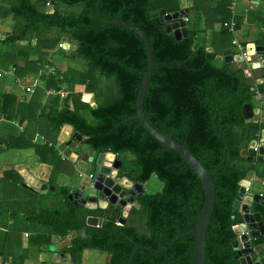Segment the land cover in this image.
Wrapping results in <instances>:
<instances>
[{
	"label": "trees",
	"instance_id": "obj_1",
	"mask_svg": "<svg viewBox=\"0 0 264 264\" xmlns=\"http://www.w3.org/2000/svg\"><path fill=\"white\" fill-rule=\"evenodd\" d=\"M6 1L0 6V17L10 16L15 27L0 39L1 70L13 68L14 77L20 78L39 68L28 60L30 57L36 56L39 61L50 64L55 53L65 51L72 58L83 59L86 71L111 78L115 95L99 102L100 91L94 82L82 78L84 72L68 67L64 71L54 68V75L45 79L42 73L40 79L44 88L64 84L67 92L64 99L47 98L45 107L49 109L44 112L38 104L42 95L40 89H36L27 102H16L14 96L3 94L0 118L12 117L22 124L37 119L36 114L42 115L50 131L43 134V142L31 143L30 139H25L24 144L33 149L40 163L55 166L56 152L49 146V140L55 139L62 125H68L72 134L79 135L81 143L95 154L132 155L135 170L124 171L121 166L119 170L131 182L143 185L153 176L161 184L155 193L143 192L136 196L121 225L115 224L118 217L105 218L106 212L102 210H88L69 201L70 190L56 186L51 180L47 185L53 187V195L59 198V216L37 214L22 218L47 227L50 234L59 239L73 234L59 250L70 264H80L83 250L92 249L107 254L105 264H190V236L178 239L161 254L141 249L162 250L172 238L192 230L203 202V192L199 180L182 158L149 136L136 120V95L147 66L145 50L133 32L115 25H102L96 15L97 2L102 21L134 26L149 43L153 68L142 99V111L148 123L185 147L205 170L217 173L211 178L214 202L205 234L204 264H239L236 251L231 247L235 240L232 226L242 219L239 213L232 211V203L237 198L239 182L247 172L255 171L258 163L246 162L240 152L264 129V116L260 123L245 124L240 109L244 104L252 105L256 94L264 97V67L258 69L262 83L254 87L242 67L232 68L233 63L207 59L205 48L208 45L213 47L214 56V44L230 42V34L221 27L209 43L198 39L195 29H188L186 37L179 40L172 34L162 33L164 23L158 18L182 10L180 0ZM33 2H38L40 9H36ZM57 2L64 6L79 4L81 9L75 16L61 15L55 8ZM46 3L51 6L49 13L43 6ZM41 26L54 27L60 34L53 39L40 38ZM66 35L68 41H65ZM259 37L255 43L264 48V35ZM61 42L68 43L71 50L57 47ZM59 74L61 82L56 80ZM76 82L86 83V88L93 92L94 105L89 106L80 99L79 92H71ZM17 140L22 138L18 136ZM232 162L235 167L230 166ZM260 164L261 168H257L254 175L264 182V162ZM135 206L144 213L142 231L125 223ZM252 212L259 215L264 230V206L252 204ZM88 216L103 218L101 225L86 226ZM79 230H83V235L76 234ZM262 244L264 232L251 242L254 247Z\"/></svg>",
	"mask_w": 264,
	"mask_h": 264
},
{
	"label": "water",
	"instance_id": "obj_2",
	"mask_svg": "<svg viewBox=\"0 0 264 264\" xmlns=\"http://www.w3.org/2000/svg\"><path fill=\"white\" fill-rule=\"evenodd\" d=\"M55 2L57 0H54ZM98 1V0H97ZM96 15L101 21L102 25H115L133 32L139 40L142 42L147 66L144 74L142 75L141 83L138 88V92L135 100V112L136 120L142 125L143 129L155 139L158 143L168 148L169 150L177 153L188 168L194 173L200 182L201 189L203 192V202L198 212L195 224L192 230L187 231L183 234H179L172 238L162 250H149L147 248H141L145 251H150L153 254H161L166 251L175 241L186 236L192 238V248L190 254V264H204V247H205V234L209 219L212 213L213 202H214V190L211 178L216 176L217 173L213 171L205 170L200 163L190 154V152L183 147L180 143L172 139L171 136L164 135L154 128L146 120L142 111V99L144 97L151 71L153 68V62L151 58V49L145 36L134 26L121 23L119 21H102L99 17L97 2L95 5ZM159 22H163L164 26L161 30L162 33L172 34V36L179 40L180 38L186 37L185 22L180 18V12L162 14L158 18ZM69 40V36H65V41ZM70 45L63 43L62 49L68 50ZM244 51L246 55H249L252 62L257 61L253 57L261 56L264 58V48L254 43H247L244 45ZM205 57L207 59L214 58L217 61H223L225 63H232L230 55L217 56L212 54L211 48H205ZM260 67H264V60L258 62ZM241 116L245 124L254 123L258 121V108H253L250 103L241 106ZM72 142L81 143V137L73 133L70 137ZM255 141L251 140L247 147L240 152V156L245 159L246 162L254 163L264 162V129L260 130V142L257 153L252 150ZM77 152L73 150L67 156L69 162L76 160ZM110 156V158L106 156ZM86 162L92 166V173L88 181V189L95 190L101 198L97 199L94 196L82 197V189H73L68 195L69 201L73 200L78 206H82L88 210H102L104 211L107 205H115L114 212L119 211L122 208V212L117 218V222L121 225L129 213L134 197L139 196L144 192L143 185L139 182H131L126 177L122 176L118 171L120 169V162L115 159V155L111 152H104L95 154L92 152V156L86 157ZM229 164V160L226 162V166ZM231 167H235V163L230 164ZM20 177L23 179L24 185L32 191L39 193H45L47 190L52 191L53 187H48L44 183H40L28 175L25 170H20ZM253 178V172H247L245 178L239 182V189L237 192V198L232 203V211L237 212L241 215L242 221L232 228L235 236L239 235L240 240L243 242L240 249V245L237 244V240H233L231 243L232 249L236 251V257L238 258L239 264H264V244L254 247V250L260 252L258 260L251 262V259L246 254L252 252V246L246 241L247 237L255 240L259 234H263L264 230L260 217L258 214L252 212V204H258L264 206V194H244V188H248L249 183ZM109 217H114V213H109ZM103 218L88 216L85 219V225L89 227H99L102 223ZM246 231L248 234H246ZM78 236L83 235V230L76 232ZM137 249V248H136ZM238 249V250H236Z\"/></svg>",
	"mask_w": 264,
	"mask_h": 264
},
{
	"label": "crops",
	"instance_id": "obj_3",
	"mask_svg": "<svg viewBox=\"0 0 264 264\" xmlns=\"http://www.w3.org/2000/svg\"><path fill=\"white\" fill-rule=\"evenodd\" d=\"M43 6L45 11L49 13L51 10V6L49 4H45ZM180 7L182 9L179 11L181 20L184 17L187 18L188 20L185 23L186 31L188 29L197 30L198 31L197 38L198 39L203 38L207 43H209L211 38L213 39L215 38L214 36L220 30L222 21L227 22L231 16L235 24L237 25L236 36L242 44L245 45L251 42L254 43L255 45H258L255 42L259 40L260 38L259 36L264 35V20L262 19V9L264 8V3L262 0H234L233 6H231V0H180ZM6 35H8L7 31L0 33L2 39L6 37ZM31 42L33 43V41ZM221 44H222L221 42L218 44H214L215 51L222 50L221 51L222 55H227L228 53H231V51L227 50L226 48L225 50L222 49L224 48L223 47L224 45ZM207 47L211 48L209 45ZM253 58L259 60V62H262L264 60L263 57L261 56H257ZM28 60L34 61L35 66L39 67L38 70L41 69L43 72L45 65L57 68L56 66H54L53 62L50 61V64L43 63L39 61V59H37L36 56L30 57ZM237 66L238 65H236L235 63L232 64V68H236ZM38 70L35 73H31L30 71L28 72L27 75L20 78L14 77V74L10 76L8 75L4 76L5 78H9L10 80H12L15 84H18V86L17 88L13 87V89L9 91L0 92V98L3 94H8L14 96L16 102H27L30 99L31 95L33 93L34 94L36 93V89H40L42 91L41 86H43V81L40 79L42 74H39ZM13 73H14V69H13ZM58 76L62 77L61 74H59ZM4 77L2 78L5 79ZM37 78L40 81L39 82L40 86L34 87L33 89L34 92L32 94L30 95L25 94V96L24 95L21 96L20 95L22 94L21 87L31 84ZM249 83L252 84V86L254 87L262 83V79L258 69L250 71ZM257 96L260 95L256 94V97L254 98V102H256L257 105L255 107L252 105V107L258 108L259 113L264 114V109L262 107L261 109L259 108V104H260L259 102L264 103V97L260 96L261 99L259 100ZM47 102L48 101L44 99L43 96L41 95L38 100V104L40 108L44 110V112H47V110L49 109L45 107V104ZM13 108L14 106H12L11 108V114L13 113ZM41 116H42L41 114H36L37 119L32 120L29 123L24 122L22 124H19L18 120L12 119V117L7 118L5 120L0 118V180H3V182L0 184L1 186L0 191L4 194L8 193L7 194L8 197H10L11 194L24 196L20 192V189L24 188L25 191L26 190L28 191L27 196H24V198L28 199L29 201H39L41 202L42 205H44L45 203L47 204L49 203L50 205L52 201L51 199H49L48 195L50 193L51 196L55 197L52 192L53 190L52 191L47 190L45 193H39L37 191L29 190L24 185L23 179L19 175L20 170H25L28 175L32 176L34 180L40 182L41 184L44 183L47 185V182L51 180L54 184L56 183L55 184L56 186L65 187L63 185H59L58 183L60 182H58L57 179H59L60 177L62 178L66 177L67 173L64 172L62 167L63 165H65V162L68 161L67 156L70 152L66 153L64 151L65 149H62L60 147L63 144H65V148H68L69 147L68 144L73 143L75 146L71 149L75 150V148H77L78 146H82L85 150V153L82 155V160L84 161H86V157L92 156V152L82 143L79 144L76 142H72L70 140V137L72 135L71 127L68 125H62L55 139L49 140V146H51V148L54 149L56 152L55 166L52 167V165L50 164L47 163L44 164L38 162L37 156L34 153L33 149L31 147L29 148L23 147V144L25 142V139H30L31 143L37 141L43 142L44 140L43 134L47 133L50 130H48L47 128H45L44 130L38 129L37 123L39 122V120L43 119L41 118ZM64 132L67 134V136H62ZM22 135L24 136L22 137ZM18 136H20L22 140H17ZM76 159H77V155H76ZM57 165L59 168H61L60 170H57ZM15 174H18L20 180L19 178L17 179L15 177ZM89 176L90 173L87 175L88 181H89ZM252 180L254 181L257 180L255 178L254 173ZM66 183L67 181H62V184H66ZM48 187H52V186H48ZM65 188L68 189L67 187ZM73 189H77V188H70L69 190H73ZM43 200L44 202L42 203ZM55 200L58 201L59 198L55 197ZM19 218H20V222L15 221L17 220L16 218L9 217L6 221L5 226H0V254H1L0 260L5 261L6 264H46L45 261L42 259V251L44 250H50L51 253L53 254V257L56 259L65 258V256L60 255L59 250L67 245L68 240L73 237V234H68L66 237L59 239L57 237L52 236L48 232L47 234L52 236L53 241H51V244L50 242L45 243L46 237L45 235H42L44 238L41 239L40 241L41 244H40L38 243V239H36L37 235H33V232L31 231L30 232L25 231L32 226V223L25 221L21 216ZM12 234L20 235L22 236L23 239H25V237L27 236H31L32 242L34 241L38 243V245L34 244L33 246L32 244H30V248L29 247L26 248V251H28L27 255L25 254V252L22 251V249H18L19 251L10 252L12 248L9 247L7 243H9L10 239L12 238ZM42 236H38V237H42ZM84 251L85 250H83V252ZM14 254L15 256L17 255V257H15ZM66 261L70 263L67 257L65 262ZM51 264H55V263H51Z\"/></svg>",
	"mask_w": 264,
	"mask_h": 264
},
{
	"label": "rangeland",
	"instance_id": "obj_4",
	"mask_svg": "<svg viewBox=\"0 0 264 264\" xmlns=\"http://www.w3.org/2000/svg\"><path fill=\"white\" fill-rule=\"evenodd\" d=\"M7 1L4 0L3 2H0V6L4 5ZM34 7L36 9H40V4L38 2H33ZM55 8L57 12L61 15H77L81 9V6L79 4L77 5H72V6H64L61 3H56ZM13 27H15L13 19L11 17H0V33H3L4 31H7L9 34L12 32ZM60 34L58 29L52 27V28H44L43 26L39 27V37L40 38H45V39H53L57 34ZM224 47L231 51V46L226 42ZM68 50H71V46L68 47ZM67 51V50H66ZM220 50L214 51L216 52V55L221 56L222 54H219ZM221 53V52H220ZM51 62L54 63V66H56L58 69L60 67L61 71H64L67 67L70 69H73L77 72L81 71L84 72L82 78H84L85 81H90L91 83H95V88L100 91L99 92V102L105 100L104 98H109L108 96H111L115 92V86L111 78H107L104 76H99L96 72H89L84 69L85 67V61L81 58H72L69 54L63 52H57L53 55ZM59 66V67H58ZM64 68V69H62ZM39 74L44 73L41 69L38 70ZM4 77V76H3ZM5 78V77H4ZM95 79V80H93ZM0 92H6L13 87L17 88L18 84H15L12 80L9 78L5 79H0ZM84 83H74L72 84L71 87V92L80 93V99L88 102L89 106L94 105V97H93V92L90 89H87ZM70 94V93H69ZM21 96H25V94H20ZM30 95V94H29ZM115 95V94H114ZM106 98V99H107ZM21 100V99H20ZM252 105L255 107L257 105L254 100L252 101ZM34 120V119H33ZM37 127L39 130H44L46 128V122L44 119L39 120L37 123ZM24 135H22L23 137ZM26 142V141H25ZM24 142V144H25ZM23 144V147L25 145ZM248 144V143H247ZM69 147L65 148V144H63L60 148L65 149L64 151L66 153L72 152L73 148L75 145L73 143L68 144ZM77 152V159L74 162L69 163V161L65 162V165H63L62 169L64 170L66 174L65 178L60 177L57 179L59 185H63L68 188H77V189H82V197L86 196H94L97 198H101V196L95 191L88 189V179L87 175L92 173V166L88 164L86 161L82 160V155L85 153V150L82 146H78L75 148ZM115 159L120 162L121 169L124 171H134L135 167L133 164V157L129 153H122V154H117L115 156ZM58 161V160H57ZM250 163V162H249ZM262 164L258 162L256 164V167L259 169L261 168ZM257 168L253 173L255 174L257 172ZM61 168L58 167L57 165V170H60ZM18 175V174H17ZM17 175L15 177L18 179ZM20 175V174H19ZM257 180L254 181L252 180L249 183V194H263L264 193V186L261 185V179H258L255 177ZM20 180V178H19ZM62 181H67L66 184H62ZM3 182V180H0V184ZM56 184V183H55ZM1 187V186H0ZM143 188L145 189V193H155L160 190L161 184L159 181L155 179V177L151 176L144 184ZM71 191V190H70ZM21 194L24 196H27L28 191L23 188L20 189ZM8 194V193H7ZM6 193H2L0 191V226H5L6 221L9 217L11 218H16L20 222V216H32V215H37V214H42V215H51L58 217L60 211V206L58 204L59 200L56 201L55 197L51 196L49 193V199H51L52 203L49 205V203H45L44 205L41 204L39 201H29L28 199L24 198V196H19L17 194H11L10 197H8ZM38 200V199H37ZM44 200L42 201V203ZM49 202V201H48ZM27 203V204H25ZM48 206V207H46ZM138 207H133L132 211L130 212L129 216L127 217L125 223L126 225L134 226L136 230L142 231V223L144 221V213L141 209H137ZM21 213V214H20ZM11 228V226H10ZM26 232H33V235H37L38 243H40L41 239L44 237L42 235H45V237H48V239H45V243L51 244L52 236L47 234L50 230L47 227H42L40 225L32 224L31 227H29ZM25 233V232H23ZM50 233V232H49ZM18 234V233H17ZM17 234H12V238L10 239L8 246L11 247L12 251H19L18 249H22L23 252L27 255L26 248H30V244L34 246L38 245L36 242H32V237L27 236L25 239L22 238V236L17 235ZM47 234V235H46ZM42 236V237H38ZM22 238V239H21ZM26 240V241H25ZM30 240V241H29ZM41 244V243H40ZM45 245V244H43ZM29 250V249H28ZM15 256V254H14ZM40 256V255H39ZM17 257V255L15 256ZM58 258V256H57ZM107 258V254L104 252H99L97 250H85L82 253V256L79 259L80 264H105ZM42 259L45 261L46 264H70L65 258H54L53 254L51 253L50 250H44L42 251Z\"/></svg>",
	"mask_w": 264,
	"mask_h": 264
},
{
	"label": "built area",
	"instance_id": "obj_5",
	"mask_svg": "<svg viewBox=\"0 0 264 264\" xmlns=\"http://www.w3.org/2000/svg\"><path fill=\"white\" fill-rule=\"evenodd\" d=\"M233 1L234 0H231V6H233ZM46 4H48V3H46ZM182 20L185 23L188 21L187 18H185V17ZM220 27L225 29L226 32L228 34H230V36H231V39H230V42H229V44L231 46V53H229L228 55L231 56L233 63H235L236 65H238V66L243 68V73H244L245 77L249 79L251 70L260 69V65L258 63L259 60L252 62L250 60L249 55L245 54L244 44H242L238 40V38L236 36V24H235L234 20L232 19V16L230 17V19L227 22H222ZM0 39H2L1 36H0ZM62 46H63L62 42L57 44V47L62 48ZM235 58H237V59H235ZM54 72H55L54 67L45 65L44 66V74H43V76L46 79L48 76L54 75ZM6 75H8V76L13 75V69L10 68L7 71L0 70V78H2L3 76H6ZM56 80L61 82V76H57ZM39 82L40 81L37 78L31 84L22 86L21 87V92L23 94H28V95L32 94L34 92L33 91L34 87L40 86ZM41 88H42V96H43L44 99H47V98L52 97V96H56L58 99L61 100V99H64L67 96L65 85L61 84V83L57 84L55 88H53V87L44 88V86H41ZM257 97H258L259 100L261 99L260 96H257ZM259 103H260L259 104V108L261 109V107H262L264 109V103H262V102H259ZM263 116H264V114H260V113L258 114L257 123L262 122V117ZM254 141H255V145H254V147H252V150H253V152L256 155L257 150L259 148L260 131L255 134ZM89 178H90V176H89ZM248 191H249V188H244V194H247ZM115 224L119 225L118 222H116ZM235 226L236 225H233L232 228L235 227ZM235 239L237 240V244L240 245V249H245V248L242 247L243 242L240 240L239 235L235 236ZM246 241L251 245V242L253 240L250 239L249 237H247ZM251 246H252V252L246 254V256H248L250 259L253 258L254 260L253 261L251 260V261L254 262V261L258 260V258L260 256V252H257L256 250H254V246L253 245H251ZM236 250H238V249H236ZM1 263L2 264H6L5 261L0 260V264Z\"/></svg>",
	"mask_w": 264,
	"mask_h": 264
},
{
	"label": "flooded vegetation",
	"instance_id": "obj_6",
	"mask_svg": "<svg viewBox=\"0 0 264 264\" xmlns=\"http://www.w3.org/2000/svg\"><path fill=\"white\" fill-rule=\"evenodd\" d=\"M120 170V169H119ZM118 172H120V171H118ZM135 198H136V196L134 197V200H135ZM97 199H99V198H97ZM117 204H115V205H107V207H106V209L103 211L104 213L106 212V216H105V218H107L110 214L109 213H114V217H119V215L121 214V210H122V208H120V210L119 211H115L114 212V208H115V206H116ZM110 218V217H109ZM112 218V217H111ZM246 234H248L247 233V231H246ZM261 234H259L258 235V237L260 236ZM257 237V238H258ZM256 238V239H257Z\"/></svg>",
	"mask_w": 264,
	"mask_h": 264
},
{
	"label": "bare ground",
	"instance_id": "obj_7",
	"mask_svg": "<svg viewBox=\"0 0 264 264\" xmlns=\"http://www.w3.org/2000/svg\"><path fill=\"white\" fill-rule=\"evenodd\" d=\"M66 129V128H65ZM66 132V131H65ZM64 132V134H62V136H67V134ZM106 157H108V158H110V156H106ZM145 190V189H144Z\"/></svg>",
	"mask_w": 264,
	"mask_h": 264
},
{
	"label": "clouds",
	"instance_id": "obj_8",
	"mask_svg": "<svg viewBox=\"0 0 264 264\" xmlns=\"http://www.w3.org/2000/svg\"><path fill=\"white\" fill-rule=\"evenodd\" d=\"M182 21H183V20H182ZM263 184H264V182L261 183L262 186H263ZM248 188H249V186H248ZM248 193H249V191H248ZM248 193H247V194H248ZM259 194H260V193H259ZM260 195H263V194H260Z\"/></svg>",
	"mask_w": 264,
	"mask_h": 264
}]
</instances>
